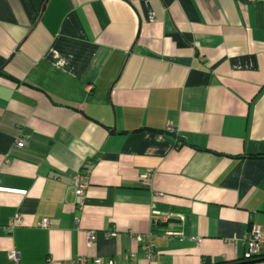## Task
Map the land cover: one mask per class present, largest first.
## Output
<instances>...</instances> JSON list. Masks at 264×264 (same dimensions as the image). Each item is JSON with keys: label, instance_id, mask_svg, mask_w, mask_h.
<instances>
[{"label": "crops", "instance_id": "0c3cea01", "mask_svg": "<svg viewBox=\"0 0 264 264\" xmlns=\"http://www.w3.org/2000/svg\"><path fill=\"white\" fill-rule=\"evenodd\" d=\"M254 225L264 0H0V264H264Z\"/></svg>", "mask_w": 264, "mask_h": 264}, {"label": "built area", "instance_id": "2783aa9c", "mask_svg": "<svg viewBox=\"0 0 264 264\" xmlns=\"http://www.w3.org/2000/svg\"><path fill=\"white\" fill-rule=\"evenodd\" d=\"M168 131L171 133H175V130L171 126H169ZM26 143L27 140L22 139L18 141L17 147L23 148L26 145ZM142 180L146 185H149L151 180V170H149L146 174L142 176ZM75 184H77L76 195L78 197L83 198L87 185L78 183L77 179L75 181ZM20 221H21V217L17 216L15 219V223L16 222L19 223ZM49 224L50 222L44 219L41 223V226L43 228H47ZM88 236H89V243L91 244L95 238L94 233H88ZM136 239L137 241H141L140 237H137ZM245 243H246V252L244 255L245 261H252L264 257V229L261 226L254 225L252 227L251 231L245 237ZM9 258L15 263L19 262V254L16 251L10 252ZM95 264H115V263L113 261L104 263L102 259H97L95 261Z\"/></svg>", "mask_w": 264, "mask_h": 264}, {"label": "trees", "instance_id": "16d2710c", "mask_svg": "<svg viewBox=\"0 0 264 264\" xmlns=\"http://www.w3.org/2000/svg\"><path fill=\"white\" fill-rule=\"evenodd\" d=\"M263 259H264V257L260 258V259L252 260V261H245V262L252 263V262H256V261H261ZM204 263L209 264V263H211V260L207 258V259L204 260Z\"/></svg>", "mask_w": 264, "mask_h": 264}, {"label": "water", "instance_id": "95a60500", "mask_svg": "<svg viewBox=\"0 0 264 264\" xmlns=\"http://www.w3.org/2000/svg\"><path fill=\"white\" fill-rule=\"evenodd\" d=\"M171 222L173 223L172 220L167 221L166 223H162L161 221H158V226L159 227H167L169 225V223H171Z\"/></svg>", "mask_w": 264, "mask_h": 264}]
</instances>
